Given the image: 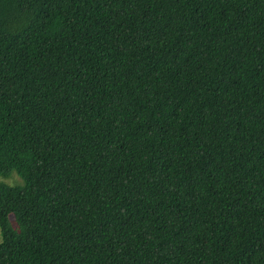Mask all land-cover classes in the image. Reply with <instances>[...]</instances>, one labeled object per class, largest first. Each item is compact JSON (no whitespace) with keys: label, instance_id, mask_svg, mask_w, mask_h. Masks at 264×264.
<instances>
[{"label":"trees","instance_id":"trees-1","mask_svg":"<svg viewBox=\"0 0 264 264\" xmlns=\"http://www.w3.org/2000/svg\"><path fill=\"white\" fill-rule=\"evenodd\" d=\"M13 173L0 264H264V0H0Z\"/></svg>","mask_w":264,"mask_h":264},{"label":"rangeland","instance_id":"rangeland-1","mask_svg":"<svg viewBox=\"0 0 264 264\" xmlns=\"http://www.w3.org/2000/svg\"><path fill=\"white\" fill-rule=\"evenodd\" d=\"M15 175L16 177H13L12 176ZM18 178V179H17ZM1 181L5 182L6 184H9V185H17V184H21V179L16 175V173H13L9 178L7 179H3L1 178L0 179ZM19 180V181H18ZM0 242H1V234H0Z\"/></svg>","mask_w":264,"mask_h":264}]
</instances>
